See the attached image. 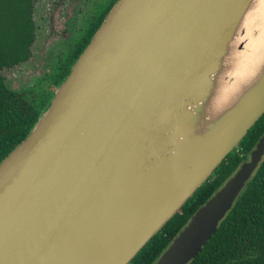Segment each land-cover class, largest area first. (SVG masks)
Returning a JSON list of instances; mask_svg holds the SVG:
<instances>
[{"label": "water", "instance_id": "water-1", "mask_svg": "<svg viewBox=\"0 0 264 264\" xmlns=\"http://www.w3.org/2000/svg\"><path fill=\"white\" fill-rule=\"evenodd\" d=\"M259 8L116 0L0 161V264H128L264 113V59L230 74ZM263 155L264 134L153 264L195 257Z\"/></svg>", "mask_w": 264, "mask_h": 264}, {"label": "trees", "instance_id": "trees-1", "mask_svg": "<svg viewBox=\"0 0 264 264\" xmlns=\"http://www.w3.org/2000/svg\"><path fill=\"white\" fill-rule=\"evenodd\" d=\"M115 1L110 0L107 8L89 21L66 57L59 61L49 78L50 83L58 85L66 76ZM32 2L0 0L1 11L9 7L19 11L16 22L8 24L7 30L0 35V161L27 136L55 91L49 83L43 91L44 98L26 94L10 87L1 74L2 68L11 67L30 56L35 35ZM263 134L264 113L128 264H153L195 210L249 157L250 150ZM186 264H264V155L232 207L220 220L217 231Z\"/></svg>", "mask_w": 264, "mask_h": 264}, {"label": "rangeland", "instance_id": "rangeland-1", "mask_svg": "<svg viewBox=\"0 0 264 264\" xmlns=\"http://www.w3.org/2000/svg\"><path fill=\"white\" fill-rule=\"evenodd\" d=\"M109 3L110 0H33L31 16L35 35L30 45L31 53L24 61L1 69L7 84L17 91L46 97L43 91L59 61L66 57L89 21ZM18 16L16 8L0 10V35ZM49 87L56 89L57 85L51 82Z\"/></svg>", "mask_w": 264, "mask_h": 264}, {"label": "bare ground", "instance_id": "bare-ground-1", "mask_svg": "<svg viewBox=\"0 0 264 264\" xmlns=\"http://www.w3.org/2000/svg\"><path fill=\"white\" fill-rule=\"evenodd\" d=\"M263 13L264 10L259 8L245 15L244 49L235 50L231 56L230 74L237 81L249 77L258 61L264 59V18L260 19Z\"/></svg>", "mask_w": 264, "mask_h": 264}]
</instances>
